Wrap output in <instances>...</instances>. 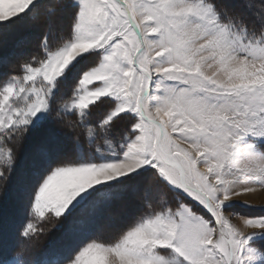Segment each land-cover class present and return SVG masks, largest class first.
I'll return each mask as SVG.
<instances>
[{"label": "snow or ice", "instance_id": "snow-or-ice-1", "mask_svg": "<svg viewBox=\"0 0 264 264\" xmlns=\"http://www.w3.org/2000/svg\"><path fill=\"white\" fill-rule=\"evenodd\" d=\"M46 8L70 10L67 34L50 47V28L40 57L0 70V182L16 167L7 145L41 134L15 234L34 239L47 213L88 230L154 174L182 197L175 207L145 200L110 241L84 239L56 264H264V204L241 199L264 190V0H0V35ZM56 123L82 125L94 151L55 155ZM0 264L25 262L4 240Z\"/></svg>", "mask_w": 264, "mask_h": 264}, {"label": "rangeland", "instance_id": "rangeland-1", "mask_svg": "<svg viewBox=\"0 0 264 264\" xmlns=\"http://www.w3.org/2000/svg\"><path fill=\"white\" fill-rule=\"evenodd\" d=\"M64 2L67 3V0ZM254 2L258 3L259 0ZM46 11L47 9H41L33 19L0 35V59L6 60L5 64H0V70L18 71L23 60L31 56L40 57L43 31L52 27V24L55 28L54 34L67 31L70 10L65 9L63 18L53 14L50 21L46 18ZM52 39V43L50 39L48 43L54 48L57 40L54 36ZM100 115L101 113L96 111L90 117V123L94 125ZM64 119L77 121L75 115L65 116ZM55 127L59 130V135L49 145L55 155L72 160L77 154L88 156L94 151L96 145H90L82 125L77 124L75 130L63 127L60 123H56ZM127 127L128 121H121L114 129L113 135L119 139ZM40 136L41 134L37 133L31 138L26 137L22 142L12 141L7 145L15 151L16 167L7 181L0 182L2 184L0 186V241L6 240L11 255L18 256L25 264H56L87 238L110 241L126 224H130L135 216L146 211L145 200H151L153 207L159 208L158 198L166 199L173 207L182 199L153 174L145 179L140 190L127 193L122 199L114 201L110 207L104 209L94 227L83 232L70 231V225L75 216L65 220L63 216L56 218L53 214L47 213L42 220L34 219L43 232L34 239L25 241L15 233L28 216L31 193L38 179L36 173L43 170L38 155ZM96 144L103 148V139L98 137ZM149 189L152 191L149 192ZM241 199L259 206L264 204V190L258 189L257 192L246 194ZM236 211L241 215L259 214L258 209H248L242 205Z\"/></svg>", "mask_w": 264, "mask_h": 264}, {"label": "trees", "instance_id": "trees-1", "mask_svg": "<svg viewBox=\"0 0 264 264\" xmlns=\"http://www.w3.org/2000/svg\"><path fill=\"white\" fill-rule=\"evenodd\" d=\"M49 2H50V3H55V0H49ZM46 9H47V11H46V12H47V17H46V18L50 21L51 18H52V15H53L54 13H53V11L51 10V8H46ZM54 15H55V14H54ZM67 25H68V24H67ZM51 26H52V27H50V28L52 29L54 26H53V24H52ZM50 28L48 27L46 31H45V30L43 31V33L48 32ZM38 29H39V28H38ZM66 29H67V26H66ZM54 31H55V28H53V32H54ZM65 32L67 33V31H65ZM65 32H64V34H65ZM56 34H57V33H55V34L53 33L52 35L49 36V39H50V42H51V43H52V41H53V39H52L53 36H54V39L56 38V40H57V36H56ZM65 35H66V34H65Z\"/></svg>", "mask_w": 264, "mask_h": 264}, {"label": "bare ground", "instance_id": "bare-ground-1", "mask_svg": "<svg viewBox=\"0 0 264 264\" xmlns=\"http://www.w3.org/2000/svg\"><path fill=\"white\" fill-rule=\"evenodd\" d=\"M67 17V16H66ZM117 209V208H116ZM105 218V217H104Z\"/></svg>", "mask_w": 264, "mask_h": 264}]
</instances>
